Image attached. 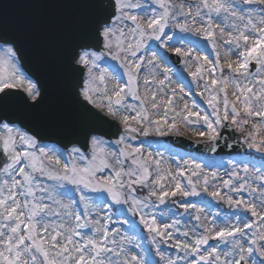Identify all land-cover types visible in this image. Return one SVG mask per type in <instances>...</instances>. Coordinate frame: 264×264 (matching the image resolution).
Returning a JSON list of instances; mask_svg holds the SVG:
<instances>
[{
  "label": "snow or ice",
  "instance_id": "snow-or-ice-1",
  "mask_svg": "<svg viewBox=\"0 0 264 264\" xmlns=\"http://www.w3.org/2000/svg\"><path fill=\"white\" fill-rule=\"evenodd\" d=\"M67 3L47 63L0 24V264H264V0ZM168 52L211 112L169 87ZM182 127L236 153L223 175L138 141Z\"/></svg>",
  "mask_w": 264,
  "mask_h": 264
},
{
  "label": "water",
  "instance_id": "water-1",
  "mask_svg": "<svg viewBox=\"0 0 264 264\" xmlns=\"http://www.w3.org/2000/svg\"><path fill=\"white\" fill-rule=\"evenodd\" d=\"M0 24L10 30L19 32L23 38L26 52L40 63H47L54 59L56 54V38L60 25L71 19L75 10L67 3V0H0ZM171 61L179 67L181 61L168 54ZM29 67H33L31 59ZM256 68L251 69L254 72ZM224 135L231 133V140L240 137L234 130H222ZM115 139V137H110ZM55 137L48 139L47 143H53ZM164 142L174 148L185 152L206 156L233 155L232 150L221 146L215 153L210 152L203 144H196L189 139L178 136H166ZM236 148L240 145L236 144ZM223 149V150H221ZM246 151V148L244 149Z\"/></svg>",
  "mask_w": 264,
  "mask_h": 264
},
{
  "label": "rangeland",
  "instance_id": "rangeland-1",
  "mask_svg": "<svg viewBox=\"0 0 264 264\" xmlns=\"http://www.w3.org/2000/svg\"><path fill=\"white\" fill-rule=\"evenodd\" d=\"M151 43H155L154 41L151 42ZM174 46H179L178 44L177 45H174ZM192 45L190 44H185V47H191ZM201 48H202V51L199 52V54L201 55H205V56H208L209 59H214V55L212 53V50H211V46H205L202 42L201 44ZM151 51V49L149 50ZM162 51H165L167 52V49H164ZM232 60H235L236 59V56H232L230 57ZM189 64H191V61H188L187 63L183 62V65L182 67H180V69H176L172 66V64L169 62V67L172 68V73H171V84L169 85V87H172V88H178V87H184L185 88V92L186 93H189V95L186 97L187 101H192V100H195L196 103L199 105V107L201 109H205L207 110L208 112H211V109L208 108L207 104L204 103V100L201 96H198L196 93L198 91L197 87L192 83V80H191V77L188 76L187 74V69H188V66ZM102 67H104V65H101ZM192 70H194V66L192 68ZM147 72V69H145V72H142L141 73V79H143V76L144 74ZM256 72V71H255ZM254 72V73H255ZM126 79V78H125ZM143 91L144 89L142 88L141 89V94H143ZM229 96H230V99L232 98L231 97V90H229ZM131 102V101H130ZM180 105L182 106L183 104V101L179 102ZM195 110V109H194ZM181 131L184 133V135H181V136H184V137H187V138H190L191 140L195 141V137L192 136L191 132L186 130L185 128H181ZM240 134V133H239ZM171 135V134H170ZM162 138L163 137H158V136H155L154 134H150L148 137H140L138 138V141H144V148L146 151H157L159 149L153 147V148H149L148 147V142H151L152 144H156L157 142L159 143H163L162 142ZM138 141H132L133 144H135L136 146H140ZM164 144V143H163ZM172 149V152L169 153V152H165L164 155L166 158H169V157H172L174 159H192L193 157L196 158V162L197 163H201L202 165L205 166V170L206 171H211V170H216L217 172H219L221 175H223L224 173V169L223 168H216L215 167V164L218 163L219 161L223 160L225 162H227V160L229 158H232V157H235L236 155H233V156H217V157H206V156H200V155H194V154H186L180 150H177V149H174V148H171ZM179 153L180 156L177 157L176 154ZM169 163L170 165L174 168L175 167V164L173 162L172 159L169 160ZM108 173L106 172L105 175H107ZM144 193H141V192H138V195H143ZM177 199H180V198H177ZM187 202L189 203H197L201 200V199H206V200H210L209 197L205 195H202L201 197H188V198H185ZM198 206L200 207H203V205H200L198 204ZM118 207V206H116ZM125 208H127V206L125 205L124 206ZM168 207H171L174 211L179 209V205L178 204H172L171 202H168ZM222 208L224 210H226V206H223L222 205ZM180 211H182V209H179ZM160 211H163L165 212V214L167 213V208L165 206H161V209ZM207 211V210H206ZM212 212H215L216 209H212L211 210ZM157 215L159 217V211L157 212ZM126 217L130 220H133L136 222V230L138 232L141 233V235L144 236V240H143V243L146 245V246H150L148 244V239H147V233L146 231L143 230V226L139 224V217H136V216H133L131 213H126ZM121 219H124V217H119V216H114L113 217V220L116 221V220H121ZM171 220V217H169L168 219H165L163 220L162 222L163 223H168L170 222ZM183 223V221H182ZM217 223L219 224L220 222L217 221ZM120 227L123 229H126L127 226L126 225H120ZM129 235H131V233H129ZM215 241H210V244H214Z\"/></svg>",
  "mask_w": 264,
  "mask_h": 264
}]
</instances>
